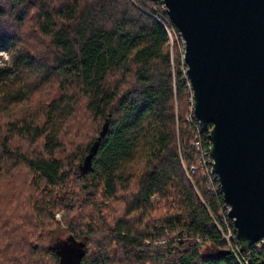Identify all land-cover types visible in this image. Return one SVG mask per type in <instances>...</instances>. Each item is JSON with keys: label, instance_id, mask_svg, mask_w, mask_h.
I'll use <instances>...</instances> for the list:
<instances>
[{"label": "trees", "instance_id": "obj_1", "mask_svg": "<svg viewBox=\"0 0 264 264\" xmlns=\"http://www.w3.org/2000/svg\"><path fill=\"white\" fill-rule=\"evenodd\" d=\"M167 31L161 0H0V264H264L191 173L211 125Z\"/></svg>", "mask_w": 264, "mask_h": 264}, {"label": "water", "instance_id": "obj_2", "mask_svg": "<svg viewBox=\"0 0 264 264\" xmlns=\"http://www.w3.org/2000/svg\"><path fill=\"white\" fill-rule=\"evenodd\" d=\"M161 1L184 40L193 117L211 125L212 171L245 252L264 239V0ZM106 129L105 122L83 173Z\"/></svg>", "mask_w": 264, "mask_h": 264}, {"label": "built area", "instance_id": "obj_3", "mask_svg": "<svg viewBox=\"0 0 264 264\" xmlns=\"http://www.w3.org/2000/svg\"><path fill=\"white\" fill-rule=\"evenodd\" d=\"M167 34H168L169 43L172 45V39H173L172 33L170 31H167ZM178 36H179V39H180V41H181V43H182V45L184 47V44L185 43H184V40H183L182 36L180 34H178ZM6 51L7 50H2V51H0V54L1 53H4ZM186 80H187V86L191 90V87H190V84L188 82L187 77H186ZM190 92L192 94V90ZM191 103H192L191 114H190V116L188 118H190L191 116H193V97L191 99ZM199 155H200L199 166L192 167L191 168V173L192 174H195L198 171V169H200V171H202L204 175H208L210 179H217V176L212 171L213 160L210 157L209 149L208 150H201ZM225 207L227 209V218L226 219H229V221H230L229 224H231L233 226V220L228 217L229 207L227 205ZM226 226H227V229H226L225 233L223 234V239L229 245H230L231 240H236L238 242L236 236L233 235V231L231 230L230 226L228 224ZM233 229L235 231L234 226H233ZM259 242L264 243V239L260 240Z\"/></svg>", "mask_w": 264, "mask_h": 264}, {"label": "rangeland", "instance_id": "obj_4", "mask_svg": "<svg viewBox=\"0 0 264 264\" xmlns=\"http://www.w3.org/2000/svg\"><path fill=\"white\" fill-rule=\"evenodd\" d=\"M172 37H173L172 44H173V41H174V43H176L177 46H180V47L182 46L183 47V45H182V43H181V41L179 39L178 34L172 33ZM13 48L14 47H11V48L7 49L6 52L0 54V67H4L5 65L6 66H12ZM60 217H61V213L57 212L55 214V218L59 219ZM61 226H63V225L61 224ZM66 236L67 235L65 233H62L59 236L60 237L59 241H65ZM160 243H163V241H160V242H158L156 244H160Z\"/></svg>", "mask_w": 264, "mask_h": 264}]
</instances>
